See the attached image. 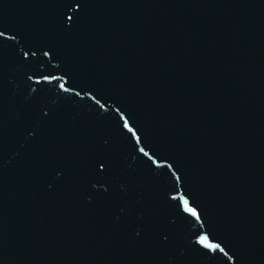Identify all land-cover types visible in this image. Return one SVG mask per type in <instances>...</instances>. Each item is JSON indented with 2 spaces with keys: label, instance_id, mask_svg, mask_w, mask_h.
Instances as JSON below:
<instances>
[{
  "label": "water",
  "instance_id": "95a60500",
  "mask_svg": "<svg viewBox=\"0 0 264 264\" xmlns=\"http://www.w3.org/2000/svg\"><path fill=\"white\" fill-rule=\"evenodd\" d=\"M0 264H264V0H0Z\"/></svg>",
  "mask_w": 264,
  "mask_h": 264
}]
</instances>
